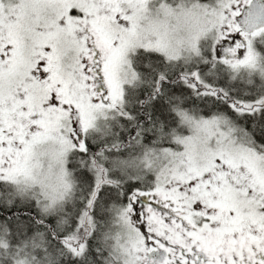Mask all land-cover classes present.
<instances>
[{
	"label": "snow or ice",
	"instance_id": "6c2138e0",
	"mask_svg": "<svg viewBox=\"0 0 264 264\" xmlns=\"http://www.w3.org/2000/svg\"><path fill=\"white\" fill-rule=\"evenodd\" d=\"M0 264H264V0H0Z\"/></svg>",
	"mask_w": 264,
	"mask_h": 264
}]
</instances>
